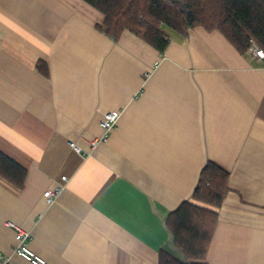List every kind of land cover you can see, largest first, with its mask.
<instances>
[{
  "label": "crops",
  "instance_id": "crops-1",
  "mask_svg": "<svg viewBox=\"0 0 264 264\" xmlns=\"http://www.w3.org/2000/svg\"><path fill=\"white\" fill-rule=\"evenodd\" d=\"M102 21L85 0H0V151L26 170L20 188L0 175V250L31 264L11 252V221L48 264L181 260L166 218L210 160L229 191L206 262L264 264V59L200 25L164 29L160 53Z\"/></svg>",
  "mask_w": 264,
  "mask_h": 264
},
{
  "label": "trees",
  "instance_id": "trees-1",
  "mask_svg": "<svg viewBox=\"0 0 264 264\" xmlns=\"http://www.w3.org/2000/svg\"><path fill=\"white\" fill-rule=\"evenodd\" d=\"M103 14L97 28L113 41L123 30L163 53L170 37L186 36L200 25L218 30L241 54L252 42L264 49V0H85ZM39 66V63H38ZM46 73V71H45ZM25 168L0 151V175L22 187ZM229 172L208 160L200 169L190 199L169 212L166 225L182 259L164 250L157 264H208L207 248L217 222V209L229 191Z\"/></svg>",
  "mask_w": 264,
  "mask_h": 264
},
{
  "label": "built area",
  "instance_id": "built-area-1",
  "mask_svg": "<svg viewBox=\"0 0 264 264\" xmlns=\"http://www.w3.org/2000/svg\"><path fill=\"white\" fill-rule=\"evenodd\" d=\"M249 50L254 57L258 59H264V49L252 42ZM120 114L119 109H111L107 111L100 120V127L102 129V135L98 139H94L93 145L100 140H105L108 133L112 130L116 124L117 118ZM63 177V176H62ZM64 179V178H63ZM62 185L54 188L45 189L42 193L46 203H52L57 196ZM7 225L13 227L14 232V244L12 247V253L19 255L31 264H48V262L39 254L35 253L28 245L30 239V233L27 230H23L15 225L11 221H7ZM0 264H13L11 254L4 253L0 250Z\"/></svg>",
  "mask_w": 264,
  "mask_h": 264
}]
</instances>
